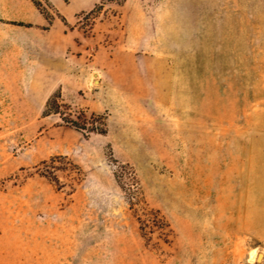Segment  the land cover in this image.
Listing matches in <instances>:
<instances>
[{
	"label": "rangeland",
	"instance_id": "rangeland-1",
	"mask_svg": "<svg viewBox=\"0 0 264 264\" xmlns=\"http://www.w3.org/2000/svg\"><path fill=\"white\" fill-rule=\"evenodd\" d=\"M41 1L0 0V264H264V0Z\"/></svg>",
	"mask_w": 264,
	"mask_h": 264
},
{
	"label": "trees",
	"instance_id": "trees-1",
	"mask_svg": "<svg viewBox=\"0 0 264 264\" xmlns=\"http://www.w3.org/2000/svg\"><path fill=\"white\" fill-rule=\"evenodd\" d=\"M34 6L40 11V13L47 20V26L44 29H49L55 20V16L50 12V10L43 5L41 0H31ZM127 0H100L94 8L90 11L91 13L98 12L103 9L104 5L107 4H117L118 6L124 5ZM48 7L51 5L49 0H45ZM58 17H61L62 21L67 24V21L64 16H60V13H57ZM17 24V23H15ZM19 25H24L23 23H18ZM31 27L32 25H26ZM58 114L62 121L68 125L73 126L76 130L82 132L85 136L91 133L97 134H106L107 133V117L105 114H95L93 113L89 119L85 117L84 111H73L70 105L64 103L61 100V91L55 92L47 101L46 109L44 110V116L50 114ZM77 115L76 117H74ZM72 169L73 180L80 178L81 169L75 165L67 156L56 155L52 156L50 159L45 160L38 167L39 173L41 176L47 178L50 182L61 185L59 176L57 175V170L63 169ZM126 167H121L120 170L116 172V178L120 186L127 192L126 186L124 185V176L128 174V171L125 170ZM133 176V172H129ZM134 197L131 196V203H133ZM139 222L141 225V231L143 236L150 237V234L155 231L160 232L162 235H168L169 223L161 215L159 210L147 212L144 218L139 217Z\"/></svg>",
	"mask_w": 264,
	"mask_h": 264
},
{
	"label": "crops",
	"instance_id": "crops-1",
	"mask_svg": "<svg viewBox=\"0 0 264 264\" xmlns=\"http://www.w3.org/2000/svg\"><path fill=\"white\" fill-rule=\"evenodd\" d=\"M96 4H97V3H95V4L93 3V8H94V6H95ZM65 19H66V17H65ZM66 21H67V19H66ZM44 23H46V25H45V27H46V26H47V20H46L45 17L42 15V19H41V21H39L38 24H44ZM63 23H64V22H63ZM53 24H54V23H53ZM53 24H52L50 27H52ZM64 25H65V26H69V22L67 21V24L64 23ZM45 27H44V28H45ZM50 27H49V28H50ZM45 30H49V29H45Z\"/></svg>",
	"mask_w": 264,
	"mask_h": 264
}]
</instances>
